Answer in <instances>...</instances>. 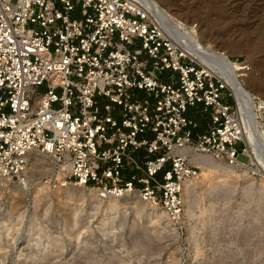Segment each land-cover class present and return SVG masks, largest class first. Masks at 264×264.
Returning a JSON list of instances; mask_svg holds the SVG:
<instances>
[{"label":"built area","instance_id":"obj_1","mask_svg":"<svg viewBox=\"0 0 264 264\" xmlns=\"http://www.w3.org/2000/svg\"><path fill=\"white\" fill-rule=\"evenodd\" d=\"M139 1L0 0V180L30 187L45 157L49 189L136 195L179 231L194 156L242 170L252 157L225 80Z\"/></svg>","mask_w":264,"mask_h":264},{"label":"rangeland","instance_id":"obj_2","mask_svg":"<svg viewBox=\"0 0 264 264\" xmlns=\"http://www.w3.org/2000/svg\"><path fill=\"white\" fill-rule=\"evenodd\" d=\"M153 1L171 12V19L191 18L179 32L170 31L179 39L174 38L190 46L181 37L201 34L198 41L205 49L229 58L254 110L264 104V0ZM195 118L197 131L204 132L207 115ZM260 138L254 136L253 146L245 139L254 166L234 169L222 161L220 177L212 181L198 166L202 174L189 198L184 196L179 231L162 210L136 195L102 199L93 190L78 196L76 186L49 189L38 175L52 169L51 162L34 156L30 187L8 188L0 180V264H264ZM239 161L248 163V158L241 155Z\"/></svg>","mask_w":264,"mask_h":264},{"label":"bare ground","instance_id":"obj_3","mask_svg":"<svg viewBox=\"0 0 264 264\" xmlns=\"http://www.w3.org/2000/svg\"><path fill=\"white\" fill-rule=\"evenodd\" d=\"M140 1L143 2L144 6L149 8L150 11H152L156 15L158 21H160L169 31L177 32L178 30H180L179 29L180 27L185 26V23L187 25V23H189V21H190V23L192 22L190 20L191 18L187 17L186 15H184V16L183 15H181V16L176 15L177 18L175 17V15H173L174 18L171 19V16H172L171 12L163 9L160 5H158L157 2H155L153 0H140ZM144 1H146L148 3H145ZM177 12H180V11H177ZM181 14H183V13H181ZM191 14L193 15V13H191ZM196 16H195V18H196ZM175 22H179V24L176 25ZM167 23L171 25V29L166 26ZM196 34H197V32L196 33L193 32L190 34V36L187 37L186 35H183L181 38L184 39V41L190 45V46H187L185 44L186 47L188 48V50H190L195 56H197L205 64L206 67L213 69L221 77H223L226 80L227 85L232 89L234 96H235V98L239 104V107H240L239 109H240V113H241V117H242V121H243V125H244L243 126L244 137H245V139L248 140L249 145L253 146L254 140H255L254 136H258V137L261 136V138H260L261 141L264 140V132L263 133L261 131L259 132V130L254 125L256 123V121H255L256 114L254 112V105H253L252 99L249 97V95H248L247 91L245 90L242 82L240 81L238 75L235 73L236 70H235L234 66H231L229 58H227L223 54L215 53L216 51L214 53H210L212 51L209 52L198 41L199 38L202 37V35L199 34V37H198ZM177 36H175L176 39H179V38H177ZM257 142H259V141H257ZM260 150L261 149H259V152H260ZM262 151H264V150H262ZM250 152H251V150H250ZM34 159L35 158L33 156L31 165L34 162ZM42 161L49 162V160L45 157H42ZM251 161H252V159H251ZM193 163L203 169V172L205 173V179H207L208 181H212L215 178L220 177V174H221L220 169L223 166L222 161H218V160L216 161L213 158H211L210 156H206V155H195L193 158ZM245 165H248V168H249L253 164H251V162H250V164H245ZM32 167H34V165ZM194 187L195 186H194L193 181H189L185 184V186H184V193L185 194L183 193V196H185V200H187L189 198V195H190L191 191L193 192ZM185 189H186V191H185ZM88 193H91V190L86 191L85 188L79 187L78 196H81V197L86 196ZM68 197L71 198V197H73V195L71 193H69ZM161 213L164 214L163 212H161Z\"/></svg>","mask_w":264,"mask_h":264}]
</instances>
